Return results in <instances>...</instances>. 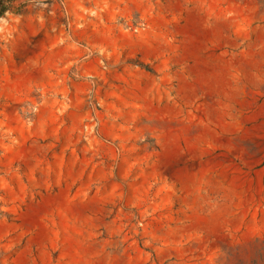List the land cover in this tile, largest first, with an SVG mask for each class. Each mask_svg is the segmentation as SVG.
Instances as JSON below:
<instances>
[{
    "label": "clouds",
    "instance_id": "clouds-1",
    "mask_svg": "<svg viewBox=\"0 0 264 264\" xmlns=\"http://www.w3.org/2000/svg\"><path fill=\"white\" fill-rule=\"evenodd\" d=\"M0 264H264V0H0Z\"/></svg>",
    "mask_w": 264,
    "mask_h": 264
}]
</instances>
